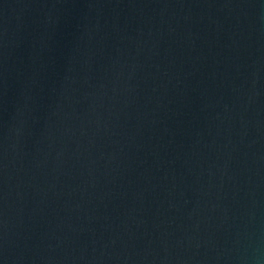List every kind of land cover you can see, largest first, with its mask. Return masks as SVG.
Listing matches in <instances>:
<instances>
[{
	"label": "water",
	"instance_id": "water-1",
	"mask_svg": "<svg viewBox=\"0 0 264 264\" xmlns=\"http://www.w3.org/2000/svg\"><path fill=\"white\" fill-rule=\"evenodd\" d=\"M0 264H264V0H0Z\"/></svg>",
	"mask_w": 264,
	"mask_h": 264
}]
</instances>
